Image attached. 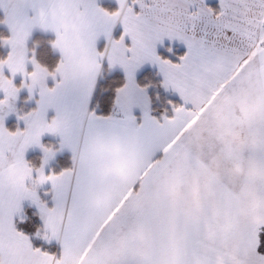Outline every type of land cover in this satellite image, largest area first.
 <instances>
[{
  "label": "snow or ice",
  "instance_id": "obj_1",
  "mask_svg": "<svg viewBox=\"0 0 264 264\" xmlns=\"http://www.w3.org/2000/svg\"><path fill=\"white\" fill-rule=\"evenodd\" d=\"M116 5L0 0V264H264V0ZM34 29L54 35L51 63ZM165 37L184 44L178 60L157 53ZM105 61L123 72L106 113L90 107ZM145 63L181 101L159 117L135 78ZM10 113L23 127L5 126ZM63 149L70 165L46 171ZM24 201L31 235L17 228Z\"/></svg>",
  "mask_w": 264,
  "mask_h": 264
},
{
  "label": "trees",
  "instance_id": "obj_2",
  "mask_svg": "<svg viewBox=\"0 0 264 264\" xmlns=\"http://www.w3.org/2000/svg\"><path fill=\"white\" fill-rule=\"evenodd\" d=\"M101 6L109 9L116 7L115 5L109 3H103L101 4ZM210 6L215 7L216 3H211ZM0 32L6 33L7 30L4 27H0ZM51 39L53 38L50 35L44 34L42 32H37L32 36L31 40L29 41L30 46L31 42L35 41L37 46L38 57L47 60L49 63H51L55 59V54L51 52V49L47 44V41ZM177 53L181 54L182 51L179 50L177 51ZM6 54L7 50L0 47V56ZM160 54L164 58L167 57L164 52H160ZM28 68L29 70H31V66H29ZM103 69L104 71L98 80L91 107H95L98 112L106 113L110 110V100L113 95V89L118 86L119 83L122 82L123 75L119 72H108V69L105 66L103 67ZM137 81L141 86L145 84L148 85L146 90L151 99V108L153 110V115L159 117L166 108L169 109L170 112V105L167 103L169 100L173 101L174 103H180L177 98L171 96L163 90V87L160 84L161 79L156 74V72L151 70H145L138 76ZM25 97L26 95H22L20 99L25 100ZM97 101H99L98 106ZM44 144H50V140H44ZM34 158L38 159V156L32 155L29 157L33 164L34 162L32 160ZM70 163V157L67 154H62L57 158L56 164L53 166V170L58 171L62 167L69 166ZM23 209L26 219L22 222L17 221V228L31 235V233L35 231V226L39 224V221L36 217H34L35 214L31 213L27 207H23ZM32 243L34 246H41L49 248V250H54L52 245H48L44 241L36 237H32Z\"/></svg>",
  "mask_w": 264,
  "mask_h": 264
},
{
  "label": "crops",
  "instance_id": "obj_3",
  "mask_svg": "<svg viewBox=\"0 0 264 264\" xmlns=\"http://www.w3.org/2000/svg\"><path fill=\"white\" fill-rule=\"evenodd\" d=\"M98 2L100 3V5L103 4V3H109V4H113V5L117 6V5H116V0H98ZM206 3L210 5L211 3H217V0H206ZM0 15H2V12H0ZM0 27H4V28L6 29V26H5V25H0ZM6 30H7V29H6ZM121 31H122L121 26H120L119 24L115 25L114 28H113V37H114V38H118L119 35H120V32H121ZM37 32H42V33L47 34V35H50L52 38H54V35H53L52 33H50V32L45 33V32H43V31H41V30H39V29H34L33 32H32V34H31L30 40H31L32 36H33L35 33H37ZM104 43H105V41H104L103 37H101V38L98 40V42H97V47H98V48H102L103 45H104ZM2 48L7 50L6 47H2ZM169 48H171V51L168 50ZM179 50L182 51L181 54H178V53H177V51H179ZM185 50H186V49H185V46H184V44H183L182 42H180V41H176V40H171V41H170V40H168L167 37H165V38L163 39V42H162V43H161V42H158L157 45H156V51H157V53L161 56L160 52H164V53L166 54V56H167L166 58H168V59H170V60H172V61H176V60H178L179 56L183 55L184 52H185ZM161 57H162V56H161ZM162 58H164V57H162ZM104 66L107 68V63H106V61H105L104 64H103V67H104ZM107 69H108V68H107ZM145 70H151V71L156 72V74H157V75L159 76V78L162 80V77H161V75L159 74L157 67H156L155 65H151V64H148V63H145V64L142 65L139 69H137V71H136V73H135V78H136V80L138 79V76H139L143 71H145ZM108 72H119L120 74L123 75L122 70H121L118 66H117V67H114V68L111 69V70H108ZM99 78H100V77H98V79H97V83H98ZM137 83H138V81H137ZM18 84H19V83H18ZM49 84H51V81H49ZM138 84H139V83H138ZM163 90H164L166 93L170 94L171 96L177 98V99L180 101L179 96H178L175 92H173L172 90H170V89H169V90H165L164 88H163ZM22 91H23V92L20 91L19 94H18V99H17V101H16V104H19V102L22 101V100L20 99V98H21V97H20L21 94H25V95L27 96V91H26L25 89H22ZM146 91H147V90H146ZM147 94H148V92H147ZM148 96H149V94H148ZM149 97H150V96H149ZM150 100H151V99H150ZM25 101H26V100H25ZM28 102H29V104H28L27 107H30L29 109H31L32 107L35 106V102H34V100H29ZM20 103H22V102H20ZM180 103H181V101H180ZM90 107H91V104H90ZM150 107H151V105H150ZM17 109H18V107H17ZM133 111H134V114H136V115L139 117V109H134ZM11 114H12V113H10V114L5 118V126H6V127H8L7 124H8L10 121L13 122V121L15 120V119H12V117H11L12 115H11ZM47 115H48V117L50 118L52 115H54V112L50 109ZM16 125H17V123H16ZM19 126H20V127H23V121H20ZM8 128H9V129H12L10 126H9ZM13 129H14V128H13ZM46 139H49V140H50V144H52L54 147H58L59 137L52 136V135H50V134H44V135L41 137V142L44 143V140H46ZM62 154H67L69 157L71 156L70 152H69L67 149H63V150H60V151L56 152L54 158H53L52 160L49 161V164L46 166V169H45V170L47 171V169H48L49 167L53 170V166L56 164V160H57V158H58L60 155H62ZM32 155H37V156H38V159H37V158H34V159L32 160V161L34 162V164L38 166V165L40 164V157L42 156V152H41L40 148H38V147H30L29 149L26 150V152H25V158H26L27 160H29L30 162H31V160L29 159V157L32 156ZM70 161H71V159H70ZM31 163H32V162H31ZM43 187H44V188H47L48 185H44ZM22 207H27V208L30 210V212L33 213V214L36 213V209H35V207L32 206V205H30V203H29L28 201H24L23 204H22ZM34 217H36L37 220L39 221V217H38V215L35 214ZM39 222H40V221H39ZM52 246H53L54 250H56L57 246L55 245L54 242L52 243Z\"/></svg>",
  "mask_w": 264,
  "mask_h": 264
},
{
  "label": "rangeland",
  "instance_id": "obj_4",
  "mask_svg": "<svg viewBox=\"0 0 264 264\" xmlns=\"http://www.w3.org/2000/svg\"><path fill=\"white\" fill-rule=\"evenodd\" d=\"M29 66H30V65H29ZM29 66H28V67H29ZM20 79H21V77H20L19 75H17V76L14 78V82L18 84V83L20 82ZM21 92H23V91L21 90ZM22 95H25V94H21L20 97H21ZM24 99H25V98H24ZM28 101H29V100H27V101L22 100V101H20V102H22V103L19 102V104H16V106L18 107V110H19V111H23V112L28 111V110H29V108L27 107L28 104H29ZM11 115H12V116H11L12 119H15V120H14L13 122L10 121V122H9V126L13 129V128H15V127L17 126L16 123L19 124L20 121H17V119H16V114L12 113ZM7 125H8V124H7ZM9 126H8V127H9Z\"/></svg>",
  "mask_w": 264,
  "mask_h": 264
}]
</instances>
